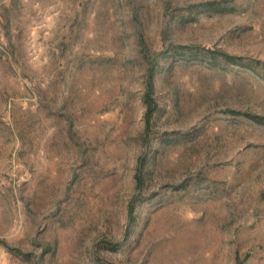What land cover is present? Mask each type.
I'll return each instance as SVG.
<instances>
[{
  "label": "rangeland",
  "instance_id": "obj_1",
  "mask_svg": "<svg viewBox=\"0 0 264 264\" xmlns=\"http://www.w3.org/2000/svg\"><path fill=\"white\" fill-rule=\"evenodd\" d=\"M0 264H264V0H0Z\"/></svg>",
  "mask_w": 264,
  "mask_h": 264
}]
</instances>
